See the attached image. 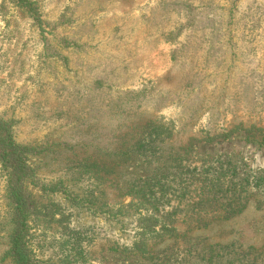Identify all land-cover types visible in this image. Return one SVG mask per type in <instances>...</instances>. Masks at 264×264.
Instances as JSON below:
<instances>
[{
	"label": "rangeland",
	"instance_id": "obj_1",
	"mask_svg": "<svg viewBox=\"0 0 264 264\" xmlns=\"http://www.w3.org/2000/svg\"><path fill=\"white\" fill-rule=\"evenodd\" d=\"M0 119L33 264H264V0H0Z\"/></svg>",
	"mask_w": 264,
	"mask_h": 264
},
{
	"label": "trees",
	"instance_id": "obj_2",
	"mask_svg": "<svg viewBox=\"0 0 264 264\" xmlns=\"http://www.w3.org/2000/svg\"><path fill=\"white\" fill-rule=\"evenodd\" d=\"M25 148L16 143L10 133L8 124L6 121L0 119V163L8 166V177H7V192L10 203L12 204L11 221L14 224V228L10 234V253L14 258L15 264H33V260L26 247V243L23 240V234L25 229V216L28 209L31 206L32 200L31 195L25 191L22 186L23 181L31 175L32 170L28 165L26 155L24 153ZM143 191V189H140ZM247 194L242 189L236 196V206L223 209V213H219L214 218H228L234 213H238L242 210L243 206L247 202ZM245 200V201H242ZM152 218V217H148ZM213 247L219 246L218 244L212 245ZM211 246V247H212ZM144 247V246H143ZM143 247L140 243L135 245V248L129 251H123L126 254H138L141 255ZM139 249L140 251H138ZM164 251V250H162ZM141 252V253H140ZM245 254L248 251L244 252ZM244 254V255H245ZM205 255L204 251L201 256ZM213 257H218L216 253L209 254L207 259L209 262L213 260Z\"/></svg>",
	"mask_w": 264,
	"mask_h": 264
}]
</instances>
